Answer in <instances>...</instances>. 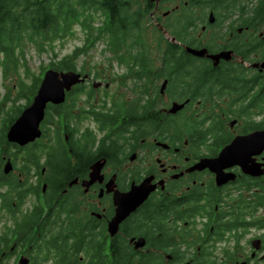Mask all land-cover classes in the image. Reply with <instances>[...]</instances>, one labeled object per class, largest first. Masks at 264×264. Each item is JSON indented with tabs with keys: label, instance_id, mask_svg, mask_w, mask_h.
<instances>
[{
	"label": "flooded vegetation",
	"instance_id": "1",
	"mask_svg": "<svg viewBox=\"0 0 264 264\" xmlns=\"http://www.w3.org/2000/svg\"><path fill=\"white\" fill-rule=\"evenodd\" d=\"M259 8L264 0L153 3L159 21L149 31L161 34L133 43L144 55L118 64L123 75H88L85 92L70 94L74 109L67 97L76 85L62 104H48L33 142L6 137L26 107L5 131L3 119L0 264H263ZM158 41L183 57L165 63ZM114 83L119 93L108 92ZM131 191L125 203L148 196L121 214L127 205L114 196Z\"/></svg>",
	"mask_w": 264,
	"mask_h": 264
},
{
	"label": "trees",
	"instance_id": "2",
	"mask_svg": "<svg viewBox=\"0 0 264 264\" xmlns=\"http://www.w3.org/2000/svg\"><path fill=\"white\" fill-rule=\"evenodd\" d=\"M152 11L153 3L148 0L143 3L134 0H45V2L39 0H5L0 3V68L5 74L11 69L18 74L20 68H24L27 73L26 64L20 67L21 63H19V60L24 56V48L27 44L33 45L39 54L48 51L53 52L55 42H62L75 36V26L84 36L82 45L74 48L69 55L59 59V61L51 62L50 68L59 72L75 71L76 61L79 57L85 56L100 42H103L106 49L113 54V60L117 64H128L129 60H135L140 53L144 55L143 50L140 53L138 50L136 53L131 52V50L136 48L133 43H137L143 35V29L149 23L143 21ZM258 15L259 22L264 24V8H259ZM156 19L159 21L158 18ZM177 22L180 23L178 18ZM156 33L159 34L160 32L156 30ZM186 38L187 35L183 29L178 33V39L184 41ZM161 45L167 50L166 56L168 57L165 58V63L169 62L168 60L172 55L178 57L184 55L183 50L175 45H171V43L162 44L161 41L157 43L158 50L161 49ZM54 57L56 58V55ZM44 68L42 67V70ZM78 73L86 74L84 69ZM87 74L90 75L91 73L88 72ZM131 74L134 76V73L131 72ZM95 76L97 78L98 74ZM31 80L30 86H26L22 80H18L16 86L18 90L12 103L15 104L22 100L25 105L13 107L14 115L11 114V109L9 112H5L7 125L4 127V131L9 127L12 118L30 104L40 77H32ZM85 90L84 84L76 85L69 93L68 100L70 101V94H80ZM88 98L92 102V97L88 96ZM11 100L8 96L4 97L0 101V109H2L3 104L9 103ZM85 103L83 102L84 106ZM71 107L73 109L79 107L72 98L69 102V109ZM76 119L80 122L82 117ZM83 138L82 140H86L90 137L85 132ZM79 141L80 139L74 140V149L81 146Z\"/></svg>",
	"mask_w": 264,
	"mask_h": 264
},
{
	"label": "rangeland",
	"instance_id": "3",
	"mask_svg": "<svg viewBox=\"0 0 264 264\" xmlns=\"http://www.w3.org/2000/svg\"><path fill=\"white\" fill-rule=\"evenodd\" d=\"M138 3H143L144 1H136ZM179 0H175V4H178ZM251 7L254 6V2L250 1ZM132 11V10H131ZM133 12V11H132ZM154 14L152 12L149 14L146 19H144L143 22H149L147 26L143 29V36L144 40L147 41V43H154V39L157 36L156 31L153 33L150 32L154 26L155 20L157 17H153ZM158 17L161 18V14L158 15ZM172 18V15L169 17L163 19V21L168 22ZM158 23V22H157ZM78 27L75 26L74 28V33L75 36L68 38L67 40H64L62 42L57 41L53 45L54 51H48L44 54H39L38 51L35 49V47L31 44H27L24 48V56L19 60V63H21L20 67H23V65L26 64L28 67V72H25L24 68H20L18 74L15 73L12 69L5 74L3 69L0 68V101L4 99V97L8 96L10 97L11 102L3 104L2 109H0V129L2 128L3 125V119H5V112L10 111L11 109V114L14 115V108L13 107H23L25 103L20 100L17 101V103L13 104L12 101L15 98V95L17 93L18 88L17 82L18 80H22L26 86H30L32 84V77H42L45 71L52 69L50 68V64L53 61H59V59L69 55L72 50L76 47H80L82 45V42L84 40V36L78 31ZM166 38L167 41L171 39L168 33L163 34ZM170 42V41H169ZM163 44V42H162ZM161 48H163V45H161ZM137 48H134L133 51L131 52L136 53ZM56 55V58L54 57ZM42 67H45L42 70ZM81 69H84L87 75L88 79V72L91 74H94V77L96 74L99 76H103L106 74H109L110 76H120L125 73L124 67L119 66L116 61L113 60V54L109 52L106 49V46L103 42H100L96 44L94 48H92L90 51L85 56H80L79 59L76 61V68L75 72L81 71ZM54 70V69H52ZM90 76V75H89ZM93 79H97L94 78ZM223 78H226V76H223ZM86 79V81H88ZM101 81V80H99ZM132 82L131 80L127 83V86H131ZM87 87V86H86ZM119 85L117 83H114L110 90L108 91L109 93H113L114 91L120 92ZM126 97H128L126 95ZM29 106V105H28ZM27 106V107H28ZM17 109V108H16ZM90 125V120H84L83 127ZM82 128V126L80 127ZM81 133V129L79 130ZM80 133L78 135H80ZM98 136H101V133L96 134ZM264 264V263H263Z\"/></svg>",
	"mask_w": 264,
	"mask_h": 264
},
{
	"label": "water",
	"instance_id": "4",
	"mask_svg": "<svg viewBox=\"0 0 264 264\" xmlns=\"http://www.w3.org/2000/svg\"><path fill=\"white\" fill-rule=\"evenodd\" d=\"M148 1L157 4L160 0ZM186 51L190 54H201V52L199 51L189 49H186ZM86 79L87 75H82L74 71L59 72L51 69L45 71L38 86V89L36 90L35 95L33 96L31 104L26 107L16 118V120L10 125L6 134L7 139L19 145H24L29 142H33L35 139L39 138V126L44 118V113L47 105L51 104L56 106L62 104L65 100L66 93L69 92L73 86L84 83ZM96 84V82H93L94 87H96ZM131 193L132 191L124 195H115L114 202L116 204L125 203L124 200H128V198L131 196ZM147 196V191H142V193L139 195L135 194L130 202L125 203V205L127 206L121 211V214H125L130 210L129 205L132 208H135L136 205L141 200H144V198H147ZM117 212L119 213V210ZM116 220L118 222L119 218Z\"/></svg>",
	"mask_w": 264,
	"mask_h": 264
},
{
	"label": "clouds",
	"instance_id": "5",
	"mask_svg": "<svg viewBox=\"0 0 264 264\" xmlns=\"http://www.w3.org/2000/svg\"><path fill=\"white\" fill-rule=\"evenodd\" d=\"M84 75H86V74H84ZM91 75V74H90ZM84 83H86V81L84 82ZM84 83H82V84H84ZM79 85V84H78Z\"/></svg>",
	"mask_w": 264,
	"mask_h": 264
}]
</instances>
